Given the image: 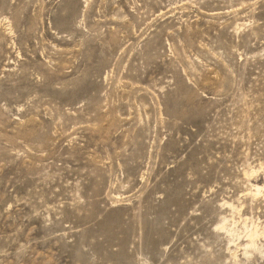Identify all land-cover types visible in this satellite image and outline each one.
<instances>
[{
	"label": "rangeland",
	"instance_id": "1",
	"mask_svg": "<svg viewBox=\"0 0 264 264\" xmlns=\"http://www.w3.org/2000/svg\"><path fill=\"white\" fill-rule=\"evenodd\" d=\"M252 184L264 0H0V264H264Z\"/></svg>",
	"mask_w": 264,
	"mask_h": 264
},
{
	"label": "bare ground",
	"instance_id": "2",
	"mask_svg": "<svg viewBox=\"0 0 264 264\" xmlns=\"http://www.w3.org/2000/svg\"><path fill=\"white\" fill-rule=\"evenodd\" d=\"M249 177V176H248ZM251 188L254 189V192H253V196H259L262 194V191L264 189V186H261V185H258V184H252L251 185ZM240 220V219H239ZM226 222V220H224ZM223 221V225H219L220 229L221 230H225L226 233L230 234V237H237V231L238 229H230V227L228 228L224 223ZM251 221V220H250ZM246 224V223H244ZM253 224V223H252ZM245 226V225H244ZM258 226V225H257ZM256 227V226H255ZM239 228V227H238ZM252 228H254V226H252ZM246 229H247V226H246ZM246 229H244L246 231ZM257 229V228H256ZM256 229H252L251 231H248L247 235H246V238H247V241H246V244H245V247H244V253L243 255H249V251L251 250H255V251H258L260 253L264 252V250L261 249V247H258L257 245V239L260 237V236H264V233H259ZM250 230V229H248ZM263 230V229H262ZM244 238V237H243ZM237 239V238H236ZM232 256V255H231Z\"/></svg>",
	"mask_w": 264,
	"mask_h": 264
}]
</instances>
